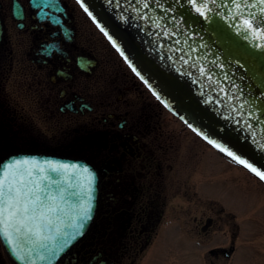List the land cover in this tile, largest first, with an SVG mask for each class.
<instances>
[{"label":"flooded vegetation","instance_id":"flooded-vegetation-1","mask_svg":"<svg viewBox=\"0 0 264 264\" xmlns=\"http://www.w3.org/2000/svg\"><path fill=\"white\" fill-rule=\"evenodd\" d=\"M73 1L0 0V161L38 153L79 157L96 168L99 207L91 245L97 254L74 264H134L175 223L180 234L192 231L205 243L214 227L225 224L223 209L194 216L191 230L176 206L169 212L180 195L177 137L175 127L169 129L175 115L123 66ZM20 90L26 92L22 99ZM164 109L173 116L169 121ZM73 130L92 140L53 142L55 131ZM72 141L86 151L76 152ZM169 216L172 227L164 232ZM227 250L209 253L230 257L235 249L231 255ZM0 264H15L1 239Z\"/></svg>","mask_w":264,"mask_h":264},{"label":"water","instance_id":"water-1","mask_svg":"<svg viewBox=\"0 0 264 264\" xmlns=\"http://www.w3.org/2000/svg\"><path fill=\"white\" fill-rule=\"evenodd\" d=\"M101 27L147 80L154 91L187 124L225 152L231 150L258 171H264V32L259 36L252 29L247 35L235 27L250 18L253 27L264 23V5L259 0H83ZM256 6L253 8L252 5ZM211 7V13L208 8ZM201 8L210 19L196 11ZM243 13V15H238ZM235 17V20L231 19ZM0 20V45L2 42ZM261 45V46H257ZM211 77V79H209ZM27 160V165L7 169L5 183L19 179L48 187L43 177L58 180L48 189L57 199L54 204L68 215L54 216L61 229L75 219L76 210L69 204L76 199H59L72 191L86 195L91 179L83 168L95 173L92 218L84 234L66 251L51 259L44 249L33 247L34 237L11 235V246L1 240L17 264H57L89 231L98 210V176L96 169L76 158L39 154H17L7 157L3 164ZM61 165H68L61 169ZM55 167L59 171H49ZM44 168L45 172L38 170ZM31 186V184L29 185ZM87 206V205H86ZM43 235H55V228L45 227ZM51 244V241H45ZM43 255L45 259H40ZM23 257L24 259H18Z\"/></svg>","mask_w":264,"mask_h":264},{"label":"rangeland","instance_id":"rangeland-1","mask_svg":"<svg viewBox=\"0 0 264 264\" xmlns=\"http://www.w3.org/2000/svg\"><path fill=\"white\" fill-rule=\"evenodd\" d=\"M78 9L82 13L80 8ZM91 25L105 41L101 33L92 23ZM17 80L22 82V78ZM17 94L22 99L26 92L20 90ZM163 116L165 121L173 117L165 109ZM52 124L54 126V123ZM174 127L177 137L175 146L178 147L176 164L180 169L178 170L180 195L175 203L170 202L169 212L171 213L170 208L173 205L176 206L181 221L191 230L194 228L192 222L194 216L199 220L203 218V212L209 208L214 212L223 209L222 217L225 224L221 223V226L214 227L205 237V243H200L199 239L203 240V235H195L192 231L188 236L180 234L178 230L180 227L178 228L175 223V230L166 231L159 236V245L141 255L134 264H264V186L246 171L219 156L176 117L175 122L171 120L169 123V129ZM55 132L53 142H64L71 137L76 141L85 137L89 139L88 141L92 140L90 134L86 133L80 137L75 135L74 130L69 131V135ZM78 143L72 141L70 147L76 152L86 151L79 146H73ZM168 219L169 222L162 230L172 224L170 216ZM223 248L228 249L229 254L235 250L230 257L224 251L210 256L209 249Z\"/></svg>","mask_w":264,"mask_h":264},{"label":"snow or ice","instance_id":"snow-or-ice-1","mask_svg":"<svg viewBox=\"0 0 264 264\" xmlns=\"http://www.w3.org/2000/svg\"><path fill=\"white\" fill-rule=\"evenodd\" d=\"M187 2L189 4H195L197 3V0H187ZM213 2H215V0H213ZM259 2L261 5H264V0H259ZM78 3H81V7L84 8L85 12L90 16L92 15L88 7L84 6L83 0H78ZM199 3L203 6L207 3V0H199ZM255 6V4L252 5L253 8ZM196 11L205 19L211 18L210 15H207L201 10V8H197ZM211 11L212 9L209 7L208 13H211ZM238 15H243V13H238ZM231 19L235 20V17H231ZM242 24L246 26V28L242 27L241 24H236L234 26L240 29L245 35H247L248 29H252L257 36H259L260 32H264V23H259L257 24V27L254 28L253 21L248 18L243 19ZM97 26L100 27V24L98 23ZM100 30L104 32L106 36L108 35L103 27H100ZM257 46L259 47L261 45ZM117 50L119 51L120 49L118 48ZM121 55H124V53L121 52ZM125 59L127 60V57H125ZM129 66L132 67V64L130 63ZM132 70L137 76H141L140 72H138L135 67H132ZM141 79H143L142 76ZM209 79H211V77H209ZM145 82L147 83V81ZM153 94L157 95L156 92ZM157 99H161V97L157 95ZM161 102L163 103L164 101L161 100ZM189 127L192 128L193 131H197L195 127H192V124H189ZM207 142L213 144V140L210 138ZM219 150L225 152V148H220ZM226 154L239 164L253 171L261 180H264V171H258L257 168L253 167L252 163L247 162L238 154L234 155L231 150L227 151ZM28 163L29 161L27 160H16L11 164L0 165V236H3L10 246L12 244L11 235L9 232L5 231V229L11 228L14 233L23 234L26 238L34 237L33 247L46 250L48 258L51 259L55 257L57 253L66 251L67 247H70L72 243L84 234V230L92 218L91 202L94 200L95 173L86 167L82 169L84 172H88L91 177L86 188V195L76 191L68 193L67 196H65L63 191L59 193V199L61 200L76 199V203L68 205L69 209L76 210L75 219H71L70 217L71 222L65 225V229H61L57 224L56 219H54V216L58 217L60 213L66 215L69 213L65 212V209H61L58 205L54 204L57 197L48 190L53 183L59 184L61 183L60 181L45 176L43 179L47 181L48 187H42L40 183L32 181V173H29L28 181L21 178L15 183H5L7 169L21 164L27 165ZM67 167L68 165L60 166L61 169H66ZM38 171L43 173L45 172V169L40 168ZM49 171L56 172L59 170L52 167ZM30 184L31 186H29ZM45 227L49 228V230L54 227L56 234L54 236H44L42 230ZM49 240L51 241V244L45 242ZM18 259L23 260L24 258L18 257ZM40 259H45V257L41 255Z\"/></svg>","mask_w":264,"mask_h":264},{"label":"trees","instance_id":"trees-1","mask_svg":"<svg viewBox=\"0 0 264 264\" xmlns=\"http://www.w3.org/2000/svg\"><path fill=\"white\" fill-rule=\"evenodd\" d=\"M90 240V238H87V239H85V243H81L80 245H79V247L75 250V251H79V249L81 250V254H83V255H85V250H89V251H91L92 252V250L94 251V249H95V247L93 246V245H87L88 243H91V240ZM86 244V248H83L82 249V245H85ZM63 264H66V260L65 261H63ZM69 264H72V262L70 261V263Z\"/></svg>","mask_w":264,"mask_h":264}]
</instances>
